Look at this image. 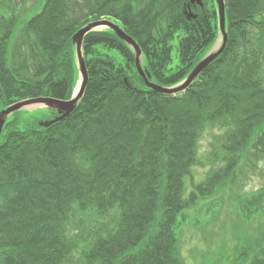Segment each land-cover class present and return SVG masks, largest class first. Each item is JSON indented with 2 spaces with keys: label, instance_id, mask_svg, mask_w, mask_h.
Masks as SVG:
<instances>
[{
  "label": "trees",
  "instance_id": "1",
  "mask_svg": "<svg viewBox=\"0 0 264 264\" xmlns=\"http://www.w3.org/2000/svg\"><path fill=\"white\" fill-rule=\"evenodd\" d=\"M202 1L44 0L24 21L30 10L0 1V112L30 98L71 99L73 36L102 19L137 42L152 82L180 84L220 36L216 1ZM225 6L227 46L185 92L148 88L134 50L104 28L85 37L88 83L68 117L26 130L7 122L0 264H185L187 210L228 188L243 150L264 153V0ZM213 129L223 131L215 136L221 165L190 190L199 143ZM263 195L237 194L238 217L260 213ZM261 241L244 249L255 252L250 264H264Z\"/></svg>",
  "mask_w": 264,
  "mask_h": 264
},
{
  "label": "rangeland",
  "instance_id": "2",
  "mask_svg": "<svg viewBox=\"0 0 264 264\" xmlns=\"http://www.w3.org/2000/svg\"><path fill=\"white\" fill-rule=\"evenodd\" d=\"M0 1H4V7L15 9L16 12L23 9L30 10L21 18V21H24L40 11L44 0ZM33 6L38 8L32 9ZM216 10L218 13V8ZM18 36L16 50L19 51L23 37L20 34ZM220 44L221 40H218L214 45L217 47ZM53 117L52 109L37 105L15 111L8 116L7 122H12L13 128L26 130L41 126ZM222 133L221 129H213L208 130L202 136L198 146L199 163L191 167V175L187 177L190 190L193 183L202 181L211 170L221 165L219 164L221 161L219 162L216 157L218 153H221L219 150L221 147L220 144L215 143V136H220ZM259 151L260 149L254 154L251 148L243 150L242 162L234 173L228 188L215 197L199 203L195 208L187 210V224L179 229V251L185 264L251 263L255 252L250 250L248 254H245L244 249L246 246L255 248V245L263 240L264 195L260 199L263 209H260V213H255L249 221L238 217L235 199L237 194L252 195L264 190V153ZM252 154L254 157L251 156ZM247 238L248 242H246Z\"/></svg>",
  "mask_w": 264,
  "mask_h": 264
},
{
  "label": "water",
  "instance_id": "3",
  "mask_svg": "<svg viewBox=\"0 0 264 264\" xmlns=\"http://www.w3.org/2000/svg\"><path fill=\"white\" fill-rule=\"evenodd\" d=\"M218 8V17H219V32L220 36L218 40H221L220 46L213 48L201 59V61L195 66L189 76L182 81L180 84L174 87H162L151 81V73L142 66L143 61V52L137 42L128 35L116 22L109 19H102L98 21H94L81 28L74 36L73 42L76 47V63L79 71V81L75 92L73 93L71 99L69 100H60L50 97H37L30 98L26 100L19 101L15 104L10 105L0 112V141L2 138V134L4 131V127L7 123L8 116L14 113L17 110L22 108H26L28 106H42L47 107L53 110L54 117L41 124V126L49 127L50 125L62 121L66 117H68L78 106L79 102L83 98L87 83H88V70L84 58L83 53V44L85 37L93 32L98 31L101 28H108L114 31L122 40H124L131 48L134 50L136 54V66L140 76L143 78L146 86L150 89H153L162 94L168 95H177L182 92H185L200 76V74L204 71V69L209 66V64L214 61L220 54H222L228 43V33L226 30V6L225 0H215ZM193 4H198L203 7L202 0H191ZM190 9V8H189ZM190 17L195 18L196 16L189 12Z\"/></svg>",
  "mask_w": 264,
  "mask_h": 264
}]
</instances>
